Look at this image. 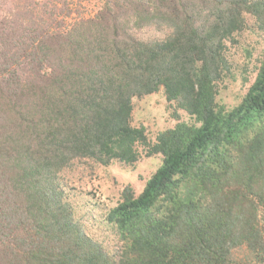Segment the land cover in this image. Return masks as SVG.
I'll return each mask as SVG.
<instances>
[{
  "label": "trees",
  "instance_id": "1",
  "mask_svg": "<svg viewBox=\"0 0 264 264\" xmlns=\"http://www.w3.org/2000/svg\"><path fill=\"white\" fill-rule=\"evenodd\" d=\"M11 1L0 20V264H236L239 247L242 264H264V52L238 102L219 99L227 45L250 21L264 29V0H97L74 16L60 0ZM143 28L162 37L140 38ZM159 90L190 121L150 143L133 100ZM140 146L162 158L107 211L113 255L76 220L59 174L131 165Z\"/></svg>",
  "mask_w": 264,
  "mask_h": 264
},
{
  "label": "rangeland",
  "instance_id": "2",
  "mask_svg": "<svg viewBox=\"0 0 264 264\" xmlns=\"http://www.w3.org/2000/svg\"><path fill=\"white\" fill-rule=\"evenodd\" d=\"M54 1L41 0L49 7H52L49 3ZM11 2V0H0V20L12 11ZM59 2H61L59 6L62 7L61 14H69L67 16H70V12H72L71 16H74L82 10L93 11L98 4L97 0H60ZM249 25L252 29L246 28L243 31V40H240V43L227 45V54L234 65L231 75L229 73L231 77L223 78L219 85V99L227 106L237 103L254 81L257 72L254 64L264 52V29L252 27L251 21ZM136 34L143 39L153 36L162 37V34L151 28L137 30ZM243 46H248L252 50L251 61H247L240 51ZM177 117L180 118L179 120L190 121L185 111L180 109L175 111V104L166 99L162 90L133 100L132 123L145 127L150 143H153L157 132L173 126L178 120ZM139 151V158L131 165L117 160L106 167L79 162L72 170L66 169L59 174L66 188V198L74 207L76 220L89 237L99 242L109 252H113V255L118 253L121 243L115 230L105 219L107 211L117 204L120 193L126 186L138 193L161 162V154H149L148 148L143 146L139 147ZM246 254L244 247L233 249L232 262L242 264Z\"/></svg>",
  "mask_w": 264,
  "mask_h": 264
}]
</instances>
